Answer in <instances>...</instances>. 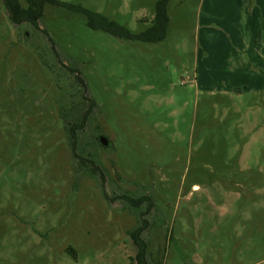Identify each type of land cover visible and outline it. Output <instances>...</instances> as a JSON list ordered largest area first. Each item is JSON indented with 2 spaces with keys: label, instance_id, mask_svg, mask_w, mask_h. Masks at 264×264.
Segmentation results:
<instances>
[{
  "label": "rangeland",
  "instance_id": "374dc122",
  "mask_svg": "<svg viewBox=\"0 0 264 264\" xmlns=\"http://www.w3.org/2000/svg\"><path fill=\"white\" fill-rule=\"evenodd\" d=\"M8 1L0 264H264V0Z\"/></svg>",
  "mask_w": 264,
  "mask_h": 264
},
{
  "label": "trees",
  "instance_id": "16d2710c",
  "mask_svg": "<svg viewBox=\"0 0 264 264\" xmlns=\"http://www.w3.org/2000/svg\"><path fill=\"white\" fill-rule=\"evenodd\" d=\"M7 11L9 12V16L11 18V20L13 22H18L17 18L15 17V14H14V11L12 9V6L9 4V1L8 0H2ZM32 24L38 26L37 22L35 20L32 21ZM78 83L80 85H83V81L78 78L77 79ZM76 115L77 116H74L73 118L76 119V121L73 122V120H69L67 119L65 122H66V130L68 131L69 133V137H70V148H71V151L73 153V156L76 160H81L84 162V159H82L81 157H79L78 153H77V132L79 130H82L85 125L87 124V120H88V116L89 114L87 112H83V111H77L76 112ZM88 155L90 156V154L88 153ZM91 164H94L92 161L90 162ZM82 164V163H81ZM93 171H97V168L94 167V170ZM132 203H134L135 205H137V207H140L142 203H145L147 202L148 203V209L151 207L150 204H149V200L147 199V197H141L137 200H134L132 201ZM145 215V214H144ZM146 221H142V224L140 227H138L134 233L135 237H136V241H137V244L138 246L140 247L141 249V264H148L147 263V251H146V247H145V244H144V241L142 239V233L146 230ZM68 251H70L71 253H74L73 249L72 248H68Z\"/></svg>",
  "mask_w": 264,
  "mask_h": 264
},
{
  "label": "water",
  "instance_id": "95a60500",
  "mask_svg": "<svg viewBox=\"0 0 264 264\" xmlns=\"http://www.w3.org/2000/svg\"><path fill=\"white\" fill-rule=\"evenodd\" d=\"M102 141H103V144H104V145H106V144H107V141H105L104 139H102Z\"/></svg>",
  "mask_w": 264,
  "mask_h": 264
}]
</instances>
